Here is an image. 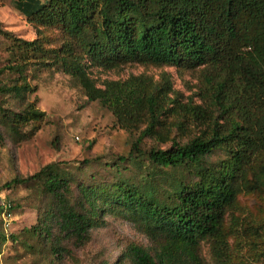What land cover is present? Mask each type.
<instances>
[{"label": "trees", "instance_id": "1", "mask_svg": "<svg viewBox=\"0 0 264 264\" xmlns=\"http://www.w3.org/2000/svg\"><path fill=\"white\" fill-rule=\"evenodd\" d=\"M12 1L29 23L57 27L69 40L60 50L49 51L38 39L23 41L0 26L12 50L23 53L20 62L7 67L22 83L5 86L2 92L26 101L33 92L25 76L26 55L41 54L75 78L89 101L108 108L117 126L127 132L139 130L128 157L121 156L120 161L148 156L162 171L193 169L198 176L191 183L174 180L163 200L155 190L126 181L81 185V202L75 207L69 199V179L57 164H48L7 184L37 181L54 200L52 209L29 232L50 238L52 252L60 255L62 244L54 239V227L84 244L104 215H117L152 243V251L138 245L127 248L132 264H206L200 254L204 243L215 264H224L229 257L224 232L228 210L243 193L264 194V0ZM74 41L90 65L105 70L134 62L185 70L203 67L208 104L180 103L169 81L158 84L143 76L98 87ZM44 116L33 102L22 112L4 113L3 119L18 135L21 127ZM189 122L197 133L191 132ZM145 139L170 147L145 152L141 147ZM216 151L226 155L223 165L204 169V160ZM6 203L8 212L15 210L10 201L0 200V213ZM0 222L4 225L1 217Z\"/></svg>", "mask_w": 264, "mask_h": 264}, {"label": "rangeland", "instance_id": "2", "mask_svg": "<svg viewBox=\"0 0 264 264\" xmlns=\"http://www.w3.org/2000/svg\"><path fill=\"white\" fill-rule=\"evenodd\" d=\"M0 26L23 41L38 39L49 51L60 50L69 40L57 27H36L29 23L12 0H0ZM11 44L10 39L0 34V200L15 205L10 227L0 222V264H132L126 257L127 248L138 245L152 251V243L130 221L106 214L102 224L90 231V240L84 244L68 239L54 227V239H60L63 250L55 255L50 238L44 240L29 232L52 209L53 198L45 194L37 181L11 187L7 184L16 178L30 177L48 164H57L70 181V203L77 207L81 202V185L126 181L142 190H155L163 200L174 180L191 183L198 176L193 169L162 171L150 163L148 156L120 161L121 156L128 157L139 130L127 132L117 126L112 112L99 101H89L76 79L61 67H53L48 57L26 55L25 76L33 89L26 101L2 92L5 86L22 83L16 72L7 69L23 56L22 52L12 50ZM73 45L98 87L109 81L125 82L131 77L143 76L158 84L169 81L180 103L208 104L203 67L185 70L134 62L105 70L90 65L79 44L74 41ZM33 102L45 116L35 124L21 127L15 135L3 114L22 112ZM188 125L192 133H197L190 122ZM141 147L148 152L156 147L169 148L170 143L161 145L145 139ZM226 158L224 152L216 151L206 157L203 168L218 169ZM224 232L229 252L224 264H264L261 254L264 252V194L239 195L227 212ZM200 254L206 264H215L209 245L202 244Z\"/></svg>", "mask_w": 264, "mask_h": 264}, {"label": "built area", "instance_id": "3", "mask_svg": "<svg viewBox=\"0 0 264 264\" xmlns=\"http://www.w3.org/2000/svg\"><path fill=\"white\" fill-rule=\"evenodd\" d=\"M9 208H10V204L6 203L5 204V211L0 213V217L4 222V225L10 227V221H11V218L13 217V212L12 211L8 212L7 209H9Z\"/></svg>", "mask_w": 264, "mask_h": 264}]
</instances>
